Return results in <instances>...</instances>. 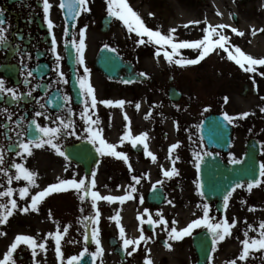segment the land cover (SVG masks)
Here are the masks:
<instances>
[{
	"label": "rangeland",
	"instance_id": "1",
	"mask_svg": "<svg viewBox=\"0 0 264 264\" xmlns=\"http://www.w3.org/2000/svg\"><path fill=\"white\" fill-rule=\"evenodd\" d=\"M172 1H174L180 7H172V9L168 12V16L172 17V19L177 22V26L175 27L177 29L176 35L180 39L202 38L203 28L206 26L204 22L207 21V19L211 15L216 16L217 20H224L225 16H228L229 21H231L233 24V27L239 28L242 25L244 19L252 11V9L257 7L258 5L264 6V0H253L245 4H241L235 0H206L203 3H199L198 0ZM88 7L91 10L82 12L79 15L75 30L76 39L79 40V33L81 29L87 26L85 37L86 48L84 52L85 62L92 60L95 57L98 49L101 46L107 44L109 47L115 48L120 53H123L129 58L134 59V61L138 63L139 69L149 71L152 75H154V77H161L160 74H162L166 68V61L163 58V55H161V57L157 59L154 56V47H137L135 43V41L137 40L136 34L129 33L122 21H119L117 18H113L109 32L102 33L100 31L101 20L103 16L107 14V0H89ZM151 12V9L148 10V13ZM233 14L237 15L238 17L237 23H235L231 19ZM163 15L164 14H161L162 17ZM164 20L165 19H163V21ZM197 20L201 21L202 23L200 25L189 24L190 21ZM145 23L153 29H160L165 33H167L168 30L172 28H161L157 25V23L155 25L153 20L145 21ZM185 24H188L189 26L185 28ZM193 32L195 33L194 35ZM196 33H198V35H196ZM224 33L230 36L232 43L238 45L239 36L237 34L232 33L231 29H229L228 31H224ZM181 53L189 58H195L198 55V51L194 49H182ZM175 74H177V79L187 80L186 86L184 87V95L186 96L185 99L194 102L192 103V106L194 107H192L193 110H195L196 107L199 106L204 112L203 115H206L208 112H228L230 115L236 118L232 123L236 131L232 147V157H241L244 151L245 142L250 137H255L261 142L262 151L260 159L262 164H264V111H261V114L259 115L249 113L246 118L240 116L241 108H247V110L245 111L247 112L249 110L248 106L255 102H257L260 110L264 108V82L260 80L254 73L244 72L238 65L235 64L234 61H230L227 58L226 52L220 49H217L209 56H207L203 61L196 65H193V67L186 70H178ZM166 78L167 75L165 76V82ZM198 79L200 80L198 81ZM104 82L106 81L103 78L99 77V75L96 76L94 88L96 90L95 94L98 99V104L96 109L91 110L93 119H96L97 116L99 117L100 126L103 128L102 135H104L105 132H107L108 134L112 125L120 126V128H123V130L125 131V125L123 126L122 124L121 126L120 121H118L117 119L113 123H111L108 116V106L99 103V101L103 99H109V96L115 98V96L122 95L120 99L126 101L124 105L133 106L136 104L135 102L138 98L130 89L127 91H122V93H108L107 89H105L106 87ZM245 86H248L249 90L246 95L243 96L242 93ZM254 89L255 92L253 93ZM137 92L139 94L141 93L139 100L142 99L141 95L143 94L144 101H141L140 103L145 102V104H147L146 102H148L149 104V101H151L152 99L166 100L167 98L166 91L164 90L150 91L145 87L143 92ZM224 97L229 98L227 103L224 102ZM176 105L179 104H172V106ZM157 107L160 111L161 107ZM192 115V118H190L188 114L186 115L185 113H181V115L178 116L179 119L181 118V120H183H180L181 122H189L188 125H190L189 128L185 129H182V126H180V128H178V133L173 132L176 130V124L174 123L173 119V123H170L169 126L168 123H166L167 121L164 122L163 118H159L160 120H156L153 122L146 118H142L139 121V119L137 118V120H134L132 124H134L136 128V130L134 131L136 133L138 131L140 132V129L147 130L146 132L148 134V146H150V144L152 143V147H157L159 149L158 152L162 154L164 148L166 147V144L171 141V135L172 143L174 142L175 136L176 139L181 138L186 141L199 140V125L201 122V118L198 117L194 112L192 113ZM153 125L158 130L156 131V133H153V131H151L153 130ZM170 125L172 127V133L170 130ZM86 127L87 125L83 120V122L79 124V126L77 125L76 130L80 128V130L84 132V129ZM165 131L167 132L170 139H166L168 137H165V135H163V132ZM121 132L122 130L120 132L118 130L116 135L117 137H119V147L121 146L120 141L124 136L123 134L120 135ZM85 135L86 133L83 136ZM127 142L129 143V139H127ZM128 147L129 146L125 144L124 140V144L122 145L121 150H119L118 148L116 149L117 151H122L129 155V160L127 162L122 158L110 155L106 156V161H103L100 164V167L97 168L96 180L100 184V187H96L97 190L95 191H110L112 189L115 190L116 187H122L123 185L120 184L122 182L124 183V181L127 180L126 188L124 186V191L126 192L128 185L130 183H135L131 180L132 175H137L140 176L141 179H149L150 181L157 180L158 178L163 176V173L159 171L158 167L157 170L153 172V169L150 170L149 166L147 165H140V162L137 163V165H134V161H139V159L138 156H135L128 152L127 149H130V147ZM50 149H52L50 146L39 148V151L36 152L38 153V155H33L30 161V170L34 171L35 173H38L39 170H41L42 172L43 170L45 171L44 176L39 178L37 176L38 181H36L39 184H42L44 181L50 182V175L56 173L52 165L54 153L51 152ZM42 150L44 151L42 152ZM109 157H113L114 159L112 161H109ZM118 159H120V166H117L116 164V161ZM128 163H131L132 171L129 170ZM162 163H164V161L162 162V160H160V164ZM66 168L68 169L66 177H70V174L68 172L77 174L79 177H82L81 173L77 172V169H72L70 166H66L63 169L58 168L59 173L64 171ZM151 168H154V166ZM175 168L177 169L176 166ZM177 170L179 174H174L172 176V185H170L172 190L170 191L172 194V198L180 197L182 200H185L189 203V205L186 207V212L184 213V215L180 216V219L182 221L180 225H184L189 219L199 215V213L197 212L198 208L196 206V202L200 197L199 190L197 188L198 178L194 170H183L180 168H178ZM149 173H151L152 176ZM146 174L149 175L148 178L144 177V175ZM54 176L55 175H53V177ZM46 178H48V180ZM118 180L120 184H118ZM141 183L136 185V188L138 186H141V189H147L148 183L145 182L144 185H141ZM174 184H176L177 186ZM30 193L33 194L32 189H30ZM65 194H69V192H67L66 190ZM66 197L64 204V202L61 203L60 198L55 193H51L47 197L48 202H46V204L48 203V205H45V203L42 202L38 205V211L30 210L28 213L21 212L20 208H23L25 206L30 208V196L23 201H18V208L13 211L14 217L18 220L14 221L15 223L12 222L8 226V237L4 240H1L0 242L3 243V241H5V243L0 246V259L3 258V255L9 248L5 246L10 238L9 236H11V234L13 233L22 235L30 233L32 225L37 220L40 222L42 227L47 226V229H45L47 233L55 232L57 224H59L62 231L63 224L61 225L60 218H62V216L64 215L63 223L65 225H70L69 232L64 235V242L66 241V239L68 241V238L71 239V237H73V239L77 238V232L82 235L85 230L83 226L84 223L82 224L79 218L75 216V212L73 213L71 211V208L74 206V204L78 207L77 197L79 198V193L78 196L76 194V196L67 195ZM71 201L74 204H72ZM230 202L232 205H236L237 208L233 209V211L238 212L239 215L236 218V212H234V220L236 221V223L230 230L231 235H228L226 237L227 241H225L223 246H221L219 249L217 247L215 264H229V261L237 259L243 247L240 241L245 238L244 232L248 230V224H251L258 229L260 221L264 220V184H262L261 186H254L250 192L247 189L246 185L244 187L236 189V191L230 198ZM76 206L74 207V209L76 208ZM97 206L99 207L101 213L99 229L101 244L103 247V254L101 256H98L96 259L97 264H119L118 258L115 256V254H113L107 243V239L112 232L111 230L115 229L113 225L115 223V220L110 219L113 214H111V212H108V209L104 207V200L98 201ZM78 208L80 209V211L81 208L84 209V211L81 212L82 214H77L79 217L81 216V220L84 216H91L95 212V209L91 207L90 199L89 201H83L82 203H80ZM87 226H90L91 229L93 228V225L91 223H89ZM130 226H134L133 218H130ZM249 236L258 237V231H249ZM52 239L53 241L49 246L50 250L46 252L47 257H54V253H56L55 241L54 238ZM81 246L85 247V244H82ZM91 250L93 252L96 251L95 244L93 245ZM73 251L68 250L66 252L65 264L66 259L69 257L68 255L77 253L76 249ZM237 264H264V249L250 250V255L247 260H237Z\"/></svg>",
	"mask_w": 264,
	"mask_h": 264
},
{
	"label": "snow or ice",
	"instance_id": "2",
	"mask_svg": "<svg viewBox=\"0 0 264 264\" xmlns=\"http://www.w3.org/2000/svg\"><path fill=\"white\" fill-rule=\"evenodd\" d=\"M89 0H61L60 7L62 9H67V12L71 19L75 21L78 16L82 12L90 11L91 9L88 7ZM53 7L50 0H43V10L45 13V18L47 20V26L51 30L54 27L53 21L49 18L50 9ZM2 12V10H0ZM107 14L110 17L117 18L119 21H122L123 24L126 26L129 33H135L137 36V40L135 41L137 47L139 46H152L154 47V56L155 58L159 59L161 55L167 61L168 64H175L178 66H189V65H196L203 61L207 56L211 53L216 51L217 49L223 50L227 53V58L230 61H234L236 65H238L244 72L246 73H255L257 72L256 66H264V58H256L251 54H247L240 46L235 45L231 42V38L229 35L224 33V29L230 28L231 32L237 34L239 36H244L245 33L240 31L237 27H233L231 25L225 24H217L213 25L205 21V27L203 28V35L200 39H180L177 37V29L171 28L168 30L167 33L160 29H153L152 27L148 26L141 15L133 10L130 6L128 0H107ZM150 15H154V13H150ZM5 20L0 19V44H7V28L4 27ZM202 22L197 21H190L189 24L192 25H200ZM189 25L185 24L184 27L187 28ZM86 28L85 26L81 29L79 33V40L73 37L70 41L71 46L75 48L76 51V63L78 65H82L83 72L85 75L81 76L79 71L77 73V82L79 85V89L81 92L83 99V111L81 112L80 116L81 119L85 121L87 127L84 129L86 135L83 137L87 139L92 145L96 146L95 151L100 153L101 156L103 155H110L118 158H122L124 161H128L129 157L126 153L122 151H117V145L113 143H109L102 135L103 128L100 126V120L97 116L96 119H93V115L91 110L97 108L98 99L95 94L96 90L90 82L89 74L90 69L85 64V37H86ZM264 31V29H261ZM255 34V30L253 31V35ZM65 35H67V30H65ZM51 51L56 54V72L58 74V78L63 83L67 84L68 79L65 76V73L61 70L60 61L63 59L60 56L59 52L57 51L58 41L55 34H52L51 37ZM105 48L109 46L106 44L104 45ZM182 49H194L198 51V55L195 58H189L181 53ZM112 52H116L117 49L111 48ZM178 57V58H177ZM32 71H27V76H32ZM148 74L145 72L138 73V76L145 77ZM261 76H264V71L260 72ZM254 79V78H253ZM26 84L29 83L27 77L24 81ZM125 83H131L132 81H124ZM42 85L37 84L36 87L39 88ZM49 87V86H45ZM59 92V89H57ZM7 93L13 100L18 101L20 97L23 95L22 93H18L15 89L9 88L6 86L5 81L0 79V94ZM47 94V93H46ZM28 96L32 95V92L29 91L27 93ZM65 106L70 105L71 97L68 95H64L62 97ZM228 97H224V102H228ZM51 101H49L50 103ZM99 103L107 106L118 105L123 107L126 103L125 100H112V99H103L100 100ZM41 109L45 108L46 105L44 103L40 104ZM140 105L136 104V108L139 109ZM207 110V109H206ZM264 111V108L261 109ZM4 112L7 113V109H4ZM73 110L71 107H68V115L66 117H57L56 123L57 126H42L38 123L35 119H32L27 128L22 129L21 132L17 133V144L16 148V155L24 158L25 154L27 156H31L33 154V148H44L45 146H50L59 156L65 157L67 159L66 152L62 150V144L59 142L62 136H73L76 135V128H75V121L71 118L73 115ZM45 115L44 112H36V117H41ZM151 113H148L146 118L150 117ZM249 115L248 112H243L240 116L246 118ZM8 119L11 120V115L8 116ZM25 117H20L18 120L15 121L16 125L19 127L21 123L25 120ZM125 119H129L127 114L125 113ZM223 119L228 123H233L235 117L230 115L228 112L223 113ZM34 126V128H33ZM29 132H31V136L28 139H24L23 137L29 136ZM148 134L142 133L138 136H133L131 131L129 130L126 132L121 139L120 143L122 144L124 140L130 139L132 144L135 146L137 144L143 145V149L147 156L151 157L153 161L156 160V156L149 151V146L145 142L147 139ZM179 142L172 144L170 146L169 152L170 155L172 150L178 148ZM8 151H12V148H9ZM205 155H211L206 150H204ZM194 155L196 156V164L195 167L199 170L201 166V162L203 157L199 151L195 152ZM176 159H179L177 156ZM69 161V165H70ZM173 167L171 170H164L163 176L165 178H171L174 174L178 175L179 172L175 168V160H173ZM231 163L238 164L241 161L237 160L233 157ZM0 165H5V154L4 150L0 148ZM15 168L16 172L14 175L8 174V168ZM128 168L132 171L131 163H128ZM65 171L67 172L68 169L66 168ZM0 173H4L7 179V184L11 185L14 180L20 181L24 180L27 181L26 186L20 187L19 189H14L12 187H7L5 190L0 191V224L6 223L13 215V211L18 208L17 200L16 199H2V198H11L13 197L14 192H18L19 197L24 200L30 196L31 198V205L30 208L25 206L20 208L21 212L28 213L30 210H39L38 205L44 200L46 196L53 192L65 190L67 188H74L77 190L78 193H81L79 199L83 202L90 197L91 207L95 209V212L91 216H84L81 220V223L85 224V233H84V241L85 247L79 255H73L67 258L66 264H81L82 257L88 253L93 260V264L98 256L103 254V247L101 244L100 238V229L99 223L101 218V213L99 207L97 206V202L100 200L114 202L119 201L121 204L124 203L126 200L133 199V193L137 192L136 185L141 182V177L137 175H132L131 180L135 183H130L126 189V195H105L102 196L98 191H95L96 187V171H92L89 175L84 176L83 178H79L77 175H73L71 178L67 179H59L58 183H53L49 185L47 188L35 192V194L30 193V189L39 187L36 182L37 173L30 170L25 166L24 163H16L13 161L11 165L6 167H0ZM259 176L264 178V164L260 165L259 168ZM163 180H157L153 185V190H156V186L160 185L163 186ZM264 184V179H255L247 182V189L249 192L253 189L254 186H261ZM243 183H238L234 185L231 190L226 191L223 196L224 202V209L227 210L229 206L230 198L232 197L233 193L236 191L237 188L244 187ZM197 188L199 190V194L201 197L204 196L203 187L200 184H197ZM139 202L141 204L144 203V197L141 195L139 197ZM169 204H172V200H168ZM10 205V206H9ZM197 208L202 209L203 215L201 217L192 219L186 226L178 227L179 221L173 219L171 222V227L169 226V221L164 217L162 214V210H157L156 215L159 219H153L152 214H149L147 217V224L151 227V230L155 232V228L157 225H163V231L167 232L168 240H165L164 243L166 247L171 249L173 245L169 243V240L172 241H180L186 236H190L193 234L194 230L197 228H204L207 232L211 233L212 239V250L216 251L217 245L220 241H223L226 236L231 235V229L234 227L236 221L233 220L229 223L227 216L225 215L220 220H213V217L210 216V205L204 203L203 205L197 204ZM252 210V209H250ZM84 209L81 208V212ZM144 213H149V209L145 208ZM141 224L144 223V214L141 213L137 217ZM110 219L115 220L118 225H120V215L117 213L115 216L110 217ZM246 222V221H245ZM91 223L93 228L89 234L87 230V225ZM247 223V222H246ZM69 226L63 227L62 231L57 224L55 232H49L47 237L54 238L55 241V252L61 264L64 261V253L61 251V242L69 232ZM248 230L244 232V239L240 241L242 244V251L237 259H233L229 261V264H237V260L239 261H246L250 255V250H259L264 249V220L260 221L258 225V229L255 228L253 225L248 224ZM249 231H258L257 236H249ZM141 235L138 239H130L126 238L125 236V228L120 225L119 226V235L123 241V249L126 251L128 256H131L133 252L139 248L141 241H146L152 239V237H146L144 234V230L141 227L140 229ZM4 233H0L3 235ZM44 238L43 242H39L36 237L32 235H17L15 240L9 246L6 253L3 255V258L0 259V264H16V260L14 259V253L17 251L18 246L21 243L30 246L32 252V258L35 261V258L38 254V249L47 251L46 245L48 243V239ZM91 239L92 242L96 245V251L89 253L88 244L87 242ZM133 245L131 251H127L129 246ZM150 251V249H149ZM36 264H39L37 261ZM145 264H152L150 259H146Z\"/></svg>",
	"mask_w": 264,
	"mask_h": 264
},
{
	"label": "flooded vegetation",
	"instance_id": "3",
	"mask_svg": "<svg viewBox=\"0 0 264 264\" xmlns=\"http://www.w3.org/2000/svg\"><path fill=\"white\" fill-rule=\"evenodd\" d=\"M50 3H52L53 7L50 9L49 18L53 21L54 24V27L51 30L47 26V20L45 18V13L43 10V0H0V10H2V12H0V19H4L6 22L4 27L7 28L6 35L8 41L7 44H0V79L5 81L7 87L13 88L18 93L23 94L18 101L13 100L7 93L0 94V148L4 150L5 154V165H0V167L9 166L13 161H15L16 163H24L25 166L30 169L31 158L33 157V155H38V153H34L39 151L38 148H33V154L31 156H27V154H25L24 158L22 159L21 157L16 155V151L18 150L16 148V144L18 142L17 133L21 132L22 129L27 128L28 123L32 119H35L42 126L55 127L57 125L56 123H54V121H56L57 117H66L68 115V107H71L74 113L71 118L75 121V128H77V125L79 126V124L83 122L80 114L83 111L84 98L81 95L77 82V73L79 71V74L81 76L85 75V73L83 72V67L76 63L75 48L73 47L75 57L73 69L68 64L66 53V45L70 44V41L73 37L76 38V33L73 30L71 38L68 36L69 29L64 20L59 3L57 2V0H50ZM65 30H67V35H65ZM53 33L55 34L58 41L57 51L59 52L60 56L63 57V59L60 61V67L68 79L67 84L59 80L58 74L56 72V54L51 51V37ZM124 58L127 59L126 56H124ZM136 65H138V63H135V66ZM86 66L90 69V82H94L96 71L93 70L92 62L88 61ZM180 69L181 66L175 64H170L169 66V70H171V73H177V71ZM29 70L32 71V76H27V71ZM176 75L177 74H175V77L173 78L174 85L179 90L183 91L184 87L186 86L187 80L177 79ZM26 77L29 81V83L27 84L24 82ZM73 77L77 84V89L79 92V104L75 103V98L71 87ZM109 83L110 84L106 86V89L109 93L113 91V83L120 85L119 87L127 86L126 84H123L119 81H110ZM146 83L148 84H144V82H136L132 85V87H134V89L138 91H144L145 87L148 90L156 91L164 85L163 79L153 80L148 78ZM37 84H40L42 86L37 88ZM57 89H59V92L57 91ZM29 91L32 92L31 96L27 95ZM64 95H68L72 98L71 103L68 106H65L62 99ZM49 101L51 102L49 103ZM41 103H44L46 107L41 109ZM151 103L152 104L150 105L148 110V113H151V115L150 117H148V119L152 121L159 117V112L156 104H153L155 103V101H151ZM178 103H181L182 105L176 106L172 110L171 102L169 110L167 112L164 111V119H169V123L171 124L172 119H174V122L178 128H180V126H182V129L189 128V122H181L183 120H181V118L179 119L178 116H180L181 113H185L186 115L188 114L190 118H192V112L189 111H193L197 116L201 117L203 111L199 106H197L196 109L193 110L194 107L192 106V102L186 100H182ZM4 109H7V113L4 112ZM38 111L44 112L45 115L36 117L35 113ZM108 113L111 119L113 117V114H115V116H118L121 112L119 110V107L112 105L108 106ZM9 115H11V120L8 119ZM20 117H25L26 119L18 127L15 121ZM76 133L77 134L73 136H62L60 138L59 142L63 146V151L67 145L77 142L79 138L84 139L83 137L85 136L83 135L85 134V131L83 132L79 128L76 130ZM23 138L28 139V136H25ZM199 147L200 146L196 143H183V147L179 146L178 148L174 149L173 156L175 159L177 156L179 157V159L176 160L185 169L194 170L195 164L197 162L194 153L197 151L200 152ZM9 148H12V151H8ZM121 148L122 145L118 149L121 150ZM140 152L141 153H139L138 155L139 161H134V165H137V163L140 162V165L152 166L154 164L153 160L145 156L143 148H141ZM204 153L205 152H201V156ZM218 154L224 161L231 162L233 159L231 158L230 154H224L221 152H218ZM106 156L107 155L101 156V159L106 160ZM113 159V157H109V161H112ZM65 160V157H61L57 153L53 154L52 163H55L57 167H63ZM116 164L117 166L121 165L120 159L116 161ZM15 172V168H8L9 175H14ZM44 173V170L43 172L39 170L37 173L38 178L44 176ZM26 184L27 181L14 180L11 185H8L6 176L4 175V173H0V191L5 190L7 187L19 189L20 187L26 186ZM169 185L170 182L164 181L163 186H157L163 187L164 190L169 193V190L167 189ZM145 194L146 191L142 195L144 197L143 204L139 202L140 196H137L134 200L136 206L133 207L134 211L131 217L134 218V226H130V219H127V223L129 224L125 236L126 238L130 239H138L141 235L140 229L142 227L145 236H150L152 237V239L141 241L139 248H137V250L133 252L131 256H128L126 251L124 250V259L121 264H145L146 259H150L152 261V264H197V257L192 243L193 236L204 228L195 229L192 235L186 236L180 241L169 240L168 242L173 245V247L169 249L164 243L165 240H168V236L167 232L162 230L163 225H157L155 228V232H153L151 230V227L147 224V217L149 214H152L153 219H159V217L156 215L157 210H162V214L169 221L170 227L173 219L181 223L182 221L180 219V216L184 215V213L186 212V207L189 205V203L185 200H182L180 197L172 198V194H170L166 196L163 205L154 207L148 204V198ZM13 198L17 201L21 199L18 192H14L13 197L11 198L2 199ZM152 200L158 201L159 198H152ZM168 200H172L173 203L169 204ZM128 202H130V200H128ZM204 203L210 205V214L212 215L214 221L222 219L226 214L229 223H231L235 219L234 212L236 211H233V209H236L237 207L236 205H232L230 201L227 210L223 208L222 212H219L217 210L216 202L209 203L203 197H199V200L196 202V206L197 204L203 205ZM145 208L149 209V213H144ZM197 212L199 213L200 217L203 215L201 208H198ZM137 213L138 215L141 213L144 214L143 224H141L140 220L137 218ZM112 214L115 215L117 214V212H112ZM238 215L239 213L236 212V218L238 217ZM11 220L13 222L14 219L9 218L6 223L0 224V233L5 234V228L11 222ZM111 231V234H114L119 243L123 245V241L120 238L119 232L117 230ZM4 234L0 235V242L2 237L3 239L6 237V235ZM30 235L36 237L39 243L43 242L44 238L47 237V232L43 227H41L40 224H35V226L31 229ZM47 239L48 243L46 245V249L47 251H49V246L53 239L51 237H47ZM225 240L226 238L223 241H220L217 246L219 248L223 246ZM13 242L11 240L10 243ZM133 247V245H130L127 251H131ZM37 251L40 252V255L37 254L34 261L32 258L30 246L21 243V245L18 246L17 252L14 253V257L17 259L18 264H36L37 261L39 262V264H48L49 262L55 263L57 261H59V264H61V261L57 256L47 257V251L45 252L39 249ZM61 251L64 253V242H61ZM214 257L215 251L212 252V259H210L208 264L214 263Z\"/></svg>",
	"mask_w": 264,
	"mask_h": 264
},
{
	"label": "water",
	"instance_id": "4",
	"mask_svg": "<svg viewBox=\"0 0 264 264\" xmlns=\"http://www.w3.org/2000/svg\"><path fill=\"white\" fill-rule=\"evenodd\" d=\"M64 13L67 21L73 23L67 9H64ZM108 23V20L103 22V30H106ZM96 67L111 78H121L120 74L122 69H126L127 73L125 77H122V80L133 81L137 77L133 73L132 65L130 63H124L115 52H112L108 48H102L100 50L96 61ZM169 95L171 99L179 98L178 93L172 89L170 90ZM201 131L209 148L216 147L224 151L228 150L231 140V127L223 117L219 115H211L207 117L202 123ZM246 149L247 151L243 160L238 164L224 163L215 154L203 157L199 169L200 185H202L204 195L209 200H221L226 191L231 190L234 185L248 182L253 178H260V162L258 159L260 153L259 144L254 139H251L247 143ZM66 152L72 159L82 163L87 172H89L90 165L97 162L94 150L84 143L70 147ZM87 158H91L90 163ZM202 242H204V239L201 236L195 244L200 256L202 254L203 258L206 260L210 252L211 242L208 240V246L204 250V247L201 244ZM81 264H93L92 257L86 253L81 259Z\"/></svg>",
	"mask_w": 264,
	"mask_h": 264
},
{
	"label": "bare ground",
	"instance_id": "5",
	"mask_svg": "<svg viewBox=\"0 0 264 264\" xmlns=\"http://www.w3.org/2000/svg\"><path fill=\"white\" fill-rule=\"evenodd\" d=\"M130 6L133 8V10L137 11L141 17L144 19V21L153 20L154 24L164 28L168 29L169 27L175 28L177 26V22L172 19V17L168 16L169 10L172 9V7H180L172 0H128ZM152 10L151 13H154V15H150L148 13V10ZM161 14H164L163 17ZM163 19H165L163 21ZM225 20V21H224ZM224 20H217L216 16L211 15L207 22L211 23L213 25L217 24H225V25H231L233 24L229 21V17L225 16ZM159 22V23H158ZM230 28H226L223 31H228ZM240 31H243L245 33L244 36H239L238 45L244 50L247 54H251L256 58H264V31L261 29H264V6L258 5L252 11L248 14V16L244 19L242 25L238 28ZM255 30V34L253 35V31ZM195 33L193 32V35ZM198 35V33H196ZM257 72L254 74L264 82V76L260 75V72L264 71V66H256ZM248 113H252L255 115L261 114V110L258 107L257 102L250 104L248 106ZM246 109L241 108V113L245 112ZM115 131V127L112 128L113 133ZM108 141V140H107ZM59 179L61 177L58 175L51 176L50 177V183L49 185L53 183H58ZM48 186V185H47ZM96 187H100V184L96 180ZM102 196L105 195H122V190L120 187L115 190H110L109 192L107 190H101L98 191ZM124 209L126 212L130 211V206L125 205ZM129 213V212H128ZM125 220V218H124ZM237 252V251H236Z\"/></svg>",
	"mask_w": 264,
	"mask_h": 264
}]
</instances>
